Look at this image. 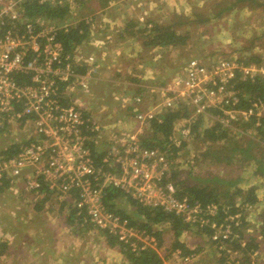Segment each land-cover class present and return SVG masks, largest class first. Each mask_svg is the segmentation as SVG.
<instances>
[{
	"label": "built area",
	"instance_id": "obj_1",
	"mask_svg": "<svg viewBox=\"0 0 264 264\" xmlns=\"http://www.w3.org/2000/svg\"><path fill=\"white\" fill-rule=\"evenodd\" d=\"M25 1L0 0V131L16 125L30 133L13 154L6 153L8 148L0 149V185L22 180L23 191L12 190L28 197L33 205L49 195L76 207L78 215H84L96 229L116 236L133 251L151 248L160 253L155 234L137 228L105 202L108 192L118 189L143 206L172 212L192 226L212 227L215 231L210 240L228 251V263L239 264L231 246L236 241L246 246L247 237L241 238L238 227L244 210L253 205H241L240 212L229 214L215 227L209 216L216 213L217 206L204 209L177 197L169 176L175 163L160 148L142 146L139 130H121L103 138L107 128L88 107L78 104L80 93L97 79L95 56L83 55L79 47L67 53L58 32L67 31L72 24L31 19L23 7ZM50 1L72 4L76 0ZM258 79L264 80V63L232 57L206 64L192 58L156 94L163 112L181 104L193 111L189 119L181 121L186 122L185 138L194 117H210L231 127L239 119L264 115V101L254 97L248 108L233 110L242 100L237 82ZM133 105V117L141 125L160 114L154 113L158 112L155 106L142 108L143 94L133 97ZM213 111L217 112L211 114ZM174 144L180 147L182 140H174ZM170 251L184 262L194 260L193 254L184 256L181 249Z\"/></svg>",
	"mask_w": 264,
	"mask_h": 264
},
{
	"label": "rangeland",
	"instance_id": "obj_2",
	"mask_svg": "<svg viewBox=\"0 0 264 264\" xmlns=\"http://www.w3.org/2000/svg\"><path fill=\"white\" fill-rule=\"evenodd\" d=\"M115 1L122 4L124 8ZM177 1L179 4L176 3ZM216 1L76 0L70 4L68 13L70 16L64 22L60 21V24L71 23L76 25L78 21L84 20L88 24L90 40L88 43L85 42L79 46L80 52L83 55L98 54L100 58L97 79L95 77L96 80L93 81L92 86L80 93L78 104L91 109L94 116L104 124L107 129L102 133H118L128 128L129 130L133 129V131L139 130L140 136L143 135L141 132L146 126L134 119L132 113L134 107L129 104L130 99L128 97L142 93L143 109L148 110L155 106V111L158 112L154 113H162L164 111L163 105L158 104L160 99L156 93L161 88L163 81H169L192 58L210 64L221 58L232 57H237L246 62L251 55H257L261 58L259 63H264V7L253 9L247 5H238L219 18L204 23L198 22L203 16L208 17L210 9L222 7L217 6ZM259 2L264 3V0H259ZM108 6L110 8H107ZM116 8L118 11L113 10ZM176 8L180 9L176 11ZM176 14L187 15L193 21L189 25L177 27L180 32L189 33V40L185 45L177 48L145 49L140 52L135 50L137 46L128 45L124 49L125 57H122L124 60L116 54L115 62L117 61L118 64L115 65L110 54H113L115 49L117 50V45L125 37L123 32L127 33L126 38H134L141 43L146 39L145 27H151L153 22L160 25L174 22L177 20ZM106 16L121 19L118 22L120 24L104 22L102 19ZM128 43L126 42V44ZM102 52L105 55L102 56ZM139 90L140 92H138ZM216 112L213 111L211 114ZM189 114L190 116L193 114L191 109H189ZM116 120H120V122L117 123ZM183 120L180 119L176 122V127L181 125L177 127L173 139L177 141L182 139L185 145L176 152L175 158L172 159L175 165L172 166L173 171L169 176L174 174L176 181L180 180L183 185L218 186L225 189L228 180L241 178L239 184L241 187L257 186L258 204L251 207L249 211L244 210L248 224L244 225L241 230H243L247 240L255 237L259 247H243L241 245L234 249V245H232L231 248L233 259L241 264H264V177L253 175L252 171L257 166V161H249L248 159L250 154H253L254 157L264 162V143L262 144L261 141L255 143L256 139L250 141V137L248 138V135L245 134L238 135L242 147L247 149V152H239L236 155V160L228 165L213 162L203 159L200 155L203 142L194 139L191 133L184 138L182 134L186 122H181ZM205 120V126L214 125L211 118ZM230 128H234L232 129L233 133L240 132L239 126L232 125ZM29 134L23 132L16 125L0 131V149L17 146L18 143L24 142ZM254 162L255 165H253ZM215 178H223L226 182L218 183ZM5 193L6 195H4ZM13 194L14 192L11 190L4 193L0 192L2 205L7 203L14 207L12 199L15 196ZM55 202L59 203V201ZM55 202L51 201L49 204H55ZM65 204L68 206L67 203ZM25 205L30 213L34 211L35 207L27 199ZM118 208L127 213L132 211L131 205L125 200L120 202ZM56 209V204L50 208L53 216H55ZM40 211L42 213V210ZM0 222V224L9 227L16 224L15 220L10 217L0 218ZM162 229L163 243L159 249V254L165 264H235V262H227L230 258L228 251L221 249L218 244L209 240L206 231L198 233L199 227L195 226L186 230L177 238L167 225L162 226ZM19 232L25 233L22 230ZM175 240L185 243L190 249L197 250V253L193 254L194 260L184 262L180 255L173 256L171 254L170 249L173 248ZM103 241L99 230L93 227L85 233L71 232V243L74 249L69 256L71 257L70 264H79V258L82 260L83 253L86 255H84L82 264H102L99 259L103 257L109 264L116 263L119 255L117 257L115 252L109 251ZM94 252H96L95 256ZM254 252L257 253L253 254ZM97 258L99 259L97 260Z\"/></svg>",
	"mask_w": 264,
	"mask_h": 264
},
{
	"label": "trees",
	"instance_id": "obj_3",
	"mask_svg": "<svg viewBox=\"0 0 264 264\" xmlns=\"http://www.w3.org/2000/svg\"><path fill=\"white\" fill-rule=\"evenodd\" d=\"M217 6L221 8L210 9L208 17H202L198 22H209L211 19L219 18L224 13H228L238 5H247L249 7L257 8L264 7V3L259 0H217ZM70 4H57L50 0H26L23 3V7L27 16L31 19L44 18L53 21L58 20L60 23L70 16ZM214 12V13H213ZM176 21L160 25L158 23H152L151 27H145V34L147 32L146 39L142 42L145 49L154 48H177L182 47L189 40V33L180 32L177 27L182 25H189L192 23L187 15L176 14ZM78 21V20H77ZM88 24L84 20L78 21L76 25H71L67 31L60 30L58 32V38L63 42L65 51L67 53H73L74 50L82 45L88 43L89 37ZM263 35V34H262ZM134 37V35H131ZM136 37V36H135ZM138 38V37H137ZM260 57L257 55H251L246 63H259ZM166 81H163L161 85H165ZM160 85V86H161ZM237 88L240 90L242 100L239 102L233 110L239 112L247 105H250V99L259 98L264 101V80L258 79L255 82L245 81L237 82ZM248 108V107H246ZM189 107L181 104L176 109L167 110L154 116L147 122L144 128L143 135L140 138V144L145 147L160 148L164 153L169 156V159H174L176 152L185 145L182 140L180 147L174 145L173 135L177 130L176 122L180 119H189ZM222 112V111H220ZM210 118V117H208ZM206 118L198 116L190 119L188 125L190 126V133L194 139H199L203 142L201 156L203 159H207L217 163H226L227 165L236 160V155L239 152H247V149L242 147L241 139L238 135H248L250 141H257L255 143H264V115L251 116L246 120L239 119L234 122V126H239V133H233L234 128L225 127L220 121L212 120L213 126H205ZM252 138V139H251ZM259 138V139H257ZM259 141V142H258ZM93 153L97 155V160L100 159V154L96 152V147L92 145ZM249 149V148H248ZM16 147H9L6 151L8 155L15 152ZM243 154V153H241ZM249 155V154H247ZM249 161H257L253 175L256 177H264V162L261 159L254 157L250 154ZM253 163L255 165L256 163ZM175 171V170H174ZM175 186L177 187L176 196L180 199H185L190 205L198 204L206 209L209 205L215 204L217 206L216 213L209 218L215 221V227L220 225L221 221L225 219L229 214H236L240 212L241 205L248 203L252 205L258 204L259 197L257 195V186L250 185L248 187H241V178L235 180H228L227 188L221 189L218 186L209 187L206 185H183L173 174L171 176ZM218 183H225L223 178H215ZM10 182V181H8ZM238 199V200H236ZM125 200L131 205V213H127L125 210L118 208L120 202ZM105 202L109 208L116 210L121 215L128 217L133 225L137 228L146 230L149 233H153L157 236L159 241V247L161 248L163 243V229L162 226L167 225L170 230L174 232L175 237H179L184 231L189 230L195 226L188 224L184 219L172 212H168L158 207H147L138 203L130 197H125L122 191L118 189H111L105 197ZM71 207V206H69ZM67 220L70 225L74 227L75 233H85L90 230L93 225L85 220L84 215H78L77 208L71 207ZM245 216H242L239 229L241 238L244 235L242 227L248 224ZM264 224V223H263ZM213 226V225H212ZM264 228V225H263ZM198 233L206 231L210 240L211 235L215 231L210 226L199 228ZM236 229V227H235ZM201 231V232H200ZM102 236H104L106 244L111 248H118L120 252L125 256L130 264H164V260L161 255L154 249H143L133 251L128 244L120 242L114 235H110L108 232L99 230ZM255 237H251L246 241V246L254 248L259 247L258 242L255 241ZM172 250L181 249L182 255L196 254V249H190L183 242L178 240L174 241ZM240 247V243L236 241L234 243V249ZM241 264V263H239Z\"/></svg>",
	"mask_w": 264,
	"mask_h": 264
},
{
	"label": "crops",
	"instance_id": "obj_4",
	"mask_svg": "<svg viewBox=\"0 0 264 264\" xmlns=\"http://www.w3.org/2000/svg\"><path fill=\"white\" fill-rule=\"evenodd\" d=\"M115 2L122 8H124L123 5L118 1ZM176 3L179 4L178 1ZM107 8H110V6H108ZM179 9L176 8V11H178ZM113 10L118 11L117 8ZM102 20H104V22H110L114 24H120L118 22L121 21V19L112 18L109 16H106ZM123 33L125 37L122 39L121 43L117 45V50L115 49L114 53L110 54L114 62L117 59L116 54L119 55L122 60H124L122 58L125 57L124 49L128 45L137 46L135 47V50H138V52L145 50V47L142 44L143 41H141L140 43L134 38H126L127 33ZM123 33L120 32V34ZM93 37L95 36L93 35ZM126 42L129 43L126 44ZM93 55H95V60L99 64L100 58L98 54ZM101 55L103 56L105 55V53L102 52ZM117 64L118 63L116 61L115 65ZM138 92H140V90ZM137 94L128 97V99H130L129 104H131L132 107L134 106L133 97ZM89 110L91 111V109ZM116 122L118 123L120 122V120H116ZM104 135L105 138H107L109 136V133H105ZM23 186L24 184L22 180H19L17 183L5 181L0 185V192L4 193L11 190L12 192H14L13 196H15V198L12 199V203L15 208L11 207V204L9 205L7 203L2 205V200L0 199V218L10 217L16 222L13 227L0 224V264H70L71 257L69 256L74 249V246L71 243V232L75 233L74 227L70 225L67 220L71 207L66 206V204L63 202L57 203L55 202L56 200H54L52 197H50L49 195H45L40 203H38L37 205H33L35 207L34 211L30 213L26 208L27 206L25 205L26 199L29 202V198L25 195L22 196V193L20 192L12 190L16 188L19 191H23ZM4 195H6V193ZM51 201L55 202V204L57 205V209L54 212L55 216H53L50 212V208L55 205L49 204V202ZM40 210H42V213ZM93 228L96 229L94 226ZM19 230H22L25 233L22 234L19 232ZM101 237L104 239L103 243L106 247L109 248V251L115 252L117 254V257L119 255L118 261L111 264H130L118 248L109 247L106 244L104 236L101 235ZM187 247L189 246L187 245ZM84 255H86V253H83L82 260L81 258H79V264H82ZM95 255L96 252H94V256ZM98 259L99 258H97V260ZM99 260L102 262V264H109V262L105 260L104 257Z\"/></svg>",
	"mask_w": 264,
	"mask_h": 264
},
{
	"label": "clouds",
	"instance_id": "obj_5",
	"mask_svg": "<svg viewBox=\"0 0 264 264\" xmlns=\"http://www.w3.org/2000/svg\"><path fill=\"white\" fill-rule=\"evenodd\" d=\"M143 108V107H142ZM182 140V139H181ZM254 206V205H253Z\"/></svg>",
	"mask_w": 264,
	"mask_h": 264
}]
</instances>
